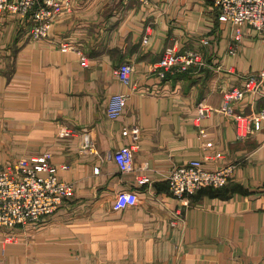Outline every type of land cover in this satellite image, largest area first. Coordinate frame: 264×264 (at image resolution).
<instances>
[{"label": "crops", "instance_id": "1", "mask_svg": "<svg viewBox=\"0 0 264 264\" xmlns=\"http://www.w3.org/2000/svg\"><path fill=\"white\" fill-rule=\"evenodd\" d=\"M234 33L213 0H73L39 41L0 14V170L49 152L69 166L58 176L74 186L41 223L0 227V264H264V125H247L239 139L220 111L225 91L264 70V34L243 26L234 43ZM168 47L198 51L202 64L158 78ZM122 63L134 69L130 87L115 75ZM114 93L127 103L111 120ZM199 104L209 112L195 121ZM262 109L253 94L233 105L244 117ZM135 126L133 142L122 131ZM83 129L93 152L82 148ZM133 143L135 170L120 173L113 154ZM204 158L207 168L234 165L228 183L186 203L173 198L168 171ZM136 175L150 182L139 187ZM122 190H136L138 204L114 211Z\"/></svg>", "mask_w": 264, "mask_h": 264}, {"label": "built area", "instance_id": "2", "mask_svg": "<svg viewBox=\"0 0 264 264\" xmlns=\"http://www.w3.org/2000/svg\"><path fill=\"white\" fill-rule=\"evenodd\" d=\"M142 5H150L154 0H133ZM73 0H0V14L12 16L26 28V33L32 40L46 39L51 30L55 17L72 10ZM213 9L217 19L234 28L232 40L237 43L241 39V28L251 27L259 34H264V0H213ZM148 35L143 43L148 42ZM62 52H74L79 57L82 67H88L87 56L76 47L63 43ZM232 53V51H230ZM202 64L198 51L177 52L168 47L162 54L155 71L158 78H165L173 71H187ZM133 67L129 63L119 64L115 75L119 82L130 87L132 85ZM264 70L258 74L247 75L240 86H232L225 91L220 111L229 116L237 125V136L245 138L247 125L263 124L264 109L249 117L236 114L233 105L241 101L246 95L253 94L264 98ZM127 95L114 93L109 96L106 115L109 119H118L124 112ZM209 108L199 104L195 121L206 117ZM123 136L131 137L135 142L139 136L137 126L124 129ZM133 146H121L113 154L120 173L134 172ZM82 148L93 152L92 141L88 130L83 129ZM209 159H219L221 153H216ZM204 160H192L185 164L171 168L166 181L173 198L186 203L189 195L198 191L223 188L229 181L234 165H223L207 168ZM68 165H56L52 162L51 154L30 157L26 161L8 164L0 170V227L15 228L25 224L41 223L48 216L56 213L62 204L70 199L74 192L72 183L62 181L58 176L59 170H68ZM137 186L150 182L146 175H136ZM136 190L119 191L112 203L114 211H123L138 204Z\"/></svg>", "mask_w": 264, "mask_h": 264}, {"label": "rangeland", "instance_id": "3", "mask_svg": "<svg viewBox=\"0 0 264 264\" xmlns=\"http://www.w3.org/2000/svg\"><path fill=\"white\" fill-rule=\"evenodd\" d=\"M28 36V35H27ZM29 37V36H28Z\"/></svg>", "mask_w": 264, "mask_h": 264}]
</instances>
